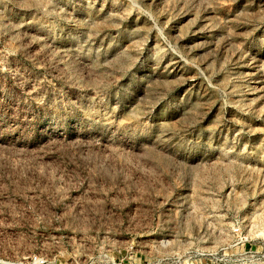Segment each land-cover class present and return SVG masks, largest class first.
I'll return each mask as SVG.
<instances>
[{
  "label": "rangeland",
  "instance_id": "obj_1",
  "mask_svg": "<svg viewBox=\"0 0 264 264\" xmlns=\"http://www.w3.org/2000/svg\"><path fill=\"white\" fill-rule=\"evenodd\" d=\"M264 264V0H0V261Z\"/></svg>",
  "mask_w": 264,
  "mask_h": 264
},
{
  "label": "built area",
  "instance_id": "obj_2",
  "mask_svg": "<svg viewBox=\"0 0 264 264\" xmlns=\"http://www.w3.org/2000/svg\"><path fill=\"white\" fill-rule=\"evenodd\" d=\"M0 264H4V261L2 260V261H0Z\"/></svg>",
  "mask_w": 264,
  "mask_h": 264
}]
</instances>
